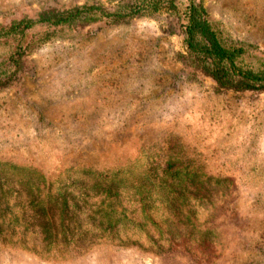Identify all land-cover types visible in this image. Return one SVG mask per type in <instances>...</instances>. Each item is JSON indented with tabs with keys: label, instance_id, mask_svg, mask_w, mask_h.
Returning <instances> with one entry per match:
<instances>
[{
	"label": "rangeland",
	"instance_id": "374dc122",
	"mask_svg": "<svg viewBox=\"0 0 264 264\" xmlns=\"http://www.w3.org/2000/svg\"><path fill=\"white\" fill-rule=\"evenodd\" d=\"M89 1L118 3L0 0V55L13 24ZM196 1L264 56V0ZM13 65L0 58V264H264V90L219 88L174 11L76 19Z\"/></svg>",
	"mask_w": 264,
	"mask_h": 264
},
{
	"label": "trees",
	"instance_id": "16d2710c",
	"mask_svg": "<svg viewBox=\"0 0 264 264\" xmlns=\"http://www.w3.org/2000/svg\"><path fill=\"white\" fill-rule=\"evenodd\" d=\"M162 10L175 12L187 55L219 88L235 91L264 90V56L251 54L246 46L226 40L218 23L207 17L204 6L196 0H118L109 9L101 3L89 1L61 10H45L38 20L18 22L5 32L9 38L4 43L8 42L9 47L15 45L16 51L0 55V58L13 61L12 69L16 73L22 67V57L28 50L63 31L65 26H70L76 19L80 25L99 20L112 23L132 15H154ZM49 26L59 28V31L51 32ZM37 28L40 34L36 39L27 37L30 30ZM13 56L18 59H13ZM6 70H11V67ZM13 74L3 80L0 70V86L10 83Z\"/></svg>",
	"mask_w": 264,
	"mask_h": 264
}]
</instances>
